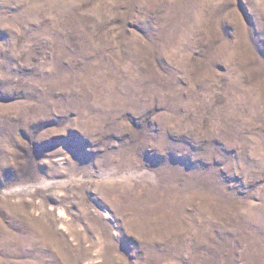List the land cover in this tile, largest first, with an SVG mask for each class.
I'll list each match as a JSON object with an SVG mask.
<instances>
[{"label":"rangeland","instance_id":"374dc122","mask_svg":"<svg viewBox=\"0 0 264 264\" xmlns=\"http://www.w3.org/2000/svg\"><path fill=\"white\" fill-rule=\"evenodd\" d=\"M0 264H264V0H0Z\"/></svg>","mask_w":264,"mask_h":264}]
</instances>
